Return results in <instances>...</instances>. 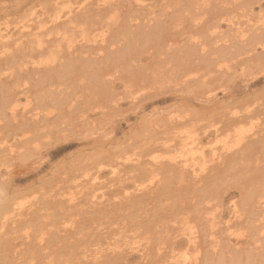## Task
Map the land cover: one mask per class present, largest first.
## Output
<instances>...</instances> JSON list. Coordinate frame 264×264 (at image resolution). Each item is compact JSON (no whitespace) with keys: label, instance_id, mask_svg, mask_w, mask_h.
<instances>
[{"label":"rangeland","instance_id":"obj_1","mask_svg":"<svg viewBox=\"0 0 264 264\" xmlns=\"http://www.w3.org/2000/svg\"><path fill=\"white\" fill-rule=\"evenodd\" d=\"M263 173L264 0H0V264L246 254Z\"/></svg>","mask_w":264,"mask_h":264},{"label":"bare ground","instance_id":"obj_2","mask_svg":"<svg viewBox=\"0 0 264 264\" xmlns=\"http://www.w3.org/2000/svg\"><path fill=\"white\" fill-rule=\"evenodd\" d=\"M69 67V66H68ZM67 70V67H66ZM68 72V71H66ZM62 74V75H61ZM60 75L63 76L64 74H66L64 71L61 73ZM16 98V97H15ZM13 99V98H12ZM6 101L9 100V98L5 99ZM11 100V99H10ZM19 100L13 99V101H7V103L9 102V104L4 103L5 106H7L9 108L10 111H14L15 108L18 106V102ZM4 107V106H3ZM2 110V109H1ZM245 137V136H244ZM243 137V138H244ZM239 140V139H238ZM242 144V143H240ZM233 146V145H232ZM239 146V145H238ZM247 146V145H245ZM234 147V146H233ZM243 147V146H242ZM249 147V146H248ZM240 148V147H239ZM236 149V148H235ZM234 149V150H235ZM223 150V149H222ZM226 150V149H224ZM244 150V147H243ZM224 152V151H223ZM243 153V152H242ZM235 155V154H234ZM215 157V155H214ZM221 157V154L216 153V159H219ZM214 158V159H215ZM222 158V157H221ZM215 159V160H216ZM187 160H182L181 162H186ZM219 162V161H218ZM223 163V161L221 162ZM219 163V164H221ZM177 164H179V162H177ZM218 164V165H219ZM205 169V168H204ZM213 170V169H212ZM249 170V169H248ZM247 170V171H248ZM217 171V170H216ZM216 173V172H215ZM208 174V173H207ZM217 174V173H216ZM214 174V178H217L218 175ZM264 174V173H263ZM211 175V174H210ZM262 177V179L264 180L263 176H260V178ZM205 178V175H204ZM206 178L209 179V177L206 176ZM219 178V177H218ZM220 179V178H219ZM238 179V177H237ZM215 180V179H214ZM239 180V179H238ZM260 180V179H259ZM209 181V180H208ZM210 182V181H209ZM262 182V181H261ZM204 183V182H201ZM207 183V182H205ZM214 183V182H213ZM213 183H210L213 185ZM258 185H255L254 187H252L250 190H248V192H246L245 194L242 195L243 198V204L245 206H251L252 209H256L257 207H255L257 204H262L264 202V181L263 183H259L257 182ZM208 184V183H207ZM205 184V185H207ZM256 184V183H255ZM204 185V186H205ZM209 186V184L207 185ZM211 186V185H210ZM206 188V187H205ZM208 188V187H207ZM210 188V187H209ZM208 188V189H209ZM250 188V187H249ZM201 190V189H200ZM206 190V189H205ZM24 204V203H23ZM204 204V203H203ZM204 206V205H202ZM206 206V205H205ZM210 207V206H209ZM22 208V201L18 198V199H13L10 198V200L5 199V198H0V231L3 229H6V225L8 222H12L14 220V217L17 216V214H20L19 211ZM22 210V209H21ZM233 212L235 213V216L238 218H241V214H237L239 212V210L237 209V207H234ZM258 212V211H257ZM255 212V213H257ZM253 214H254V210H253ZM206 215V214H204ZM208 215V213H207ZM256 215H259L258 213ZM203 216V214H202ZM204 217V216H203ZM207 217V216H205ZM255 216L254 219H256ZM203 220H207L206 218H204ZM240 220V219H239ZM243 221V220H242ZM13 223V222H12ZM11 223V224H12ZM205 224V225H204ZM202 223V229H198L197 227H192L195 228L194 231L192 230L190 233V237L188 238L190 247H193V250L196 251L195 254V263L197 264L198 262H200V257L204 255L205 258V264H264V236H263V242H261L260 245H255L253 247V249H251L248 253H244L243 254V250L244 249H235L233 251V253L228 256L227 258L224 256L223 252L218 250V246L219 244L216 242L215 238L212 239V245H210L209 247L205 248V250L203 249L202 245H201V239L205 240V234H209V232L206 233V230H208L205 226H208L206 223ZM10 225V224H9ZM205 227V228H203ZM212 227V225H211ZM211 227H208L209 229ZM197 228V229H196ZM213 228V227H212ZM199 231L201 232V234L199 233ZM211 231V229H210ZM212 232V231H211ZM2 234V233H1ZM208 238V237H207ZM219 252V255H217ZM218 256V257H216ZM215 258H217V260L215 261ZM219 259V260H218Z\"/></svg>","mask_w":264,"mask_h":264}]
</instances>
